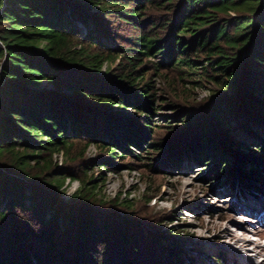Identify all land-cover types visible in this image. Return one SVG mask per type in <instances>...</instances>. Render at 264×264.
<instances>
[{
    "label": "trees",
    "instance_id": "obj_1",
    "mask_svg": "<svg viewBox=\"0 0 264 264\" xmlns=\"http://www.w3.org/2000/svg\"><path fill=\"white\" fill-rule=\"evenodd\" d=\"M123 22L128 30L121 32ZM155 54L160 59L149 58ZM146 62L159 69L182 64L183 71L202 74L225 92L210 98L204 117L187 116L190 132H169L162 145L166 157L179 166L182 157L195 163L214 154L219 159L199 164L206 165L199 178L212 171L214 189L232 193L239 183L241 193L243 187L264 192V137L257 134L264 136V0H0V246L7 253L1 264L90 263L88 254L97 252V241L106 245L111 227L119 243L131 242L133 250L140 234L154 244L161 240L148 225L135 233L118 226L141 224L129 217L122 198L128 211L115 212L119 223L107 217L100 225L99 209L111 200L97 198L95 182L51 160L77 141L84 147L96 142L107 153L117 143L141 148V141H150L146 124L123 127L125 114L111 108L155 107L149 79L136 83ZM231 118L261 154L243 152L236 146L241 141L221 136L217 122ZM183 135L188 142L180 145ZM234 155L235 166L225 172ZM87 162L93 160L83 159L81 169ZM68 176L80 184L63 199L60 188ZM163 246L180 261L178 243Z\"/></svg>",
    "mask_w": 264,
    "mask_h": 264
},
{
    "label": "rangeland",
    "instance_id": "obj_2",
    "mask_svg": "<svg viewBox=\"0 0 264 264\" xmlns=\"http://www.w3.org/2000/svg\"><path fill=\"white\" fill-rule=\"evenodd\" d=\"M108 17L116 21L113 14L109 13ZM79 26L83 28L85 25ZM122 27L124 28L121 32L128 30V25L124 22ZM192 56L198 57L195 54ZM160 57L159 54H155L149 58L158 60ZM183 66L177 63L159 69L146 62V72L143 77L136 80V83L149 79L155 106L151 111L142 112L129 104L121 109H118V105L111 107L113 112L116 110L117 113L125 114L124 117L122 114L120 116L123 127L127 123L126 126L136 129L138 125H147L145 136L146 140L150 141H141V148L135 144L117 143L115 151L107 153L103 146L96 142L84 147L83 141H77L68 151L59 150L51 156L56 167L63 169L68 166L73 174L95 182L97 187L94 191L97 198L111 200L103 205L105 209H99L102 213L98 221L100 225L101 218L107 217L115 226L119 223L115 212L128 211L119 203L122 198L130 206L129 217L141 224L134 223L135 225L127 227L119 223L118 226L124 227L126 232L135 233L142 226L148 225L161 239L154 244L148 240L147 235L140 234L136 241L138 248L133 250L131 242L119 243V234L111 227L105 236L108 241L106 245L104 242L102 246L97 241L94 245L97 252L91 251L88 254L92 260L86 264H96L100 251L102 254L98 264H126L128 263L124 261L126 258L136 261V264H236L235 262L245 264L242 262V254L237 251L252 255L249 261H255L254 264H264V192L260 193L262 195L258 193L259 198L251 196L250 192L241 193L239 183L233 189H229L232 193L223 192L226 191L221 189L223 187L214 189L216 180L212 176V171L208 173L206 179L199 178L198 174L203 173L202 168L206 166L199 164L219 159L218 155L217 158L214 154L211 157L207 155L203 161L195 163L182 157L178 166L171 162L170 157H166L168 152L163 153L165 150L162 145L167 141L169 132L179 133L181 130L190 132L192 127L186 123L187 116L197 114L196 116L204 117L209 110L210 98L225 93L213 80L196 72L183 71ZM231 92L232 88L229 90V93ZM242 114L248 113L243 111ZM217 123L219 130L222 131L221 136L227 134L230 138L241 141V145L236 144L239 150L261 154L259 151L261 149L257 146L259 144L248 140L249 134L244 137L243 128H240L235 120L231 118L228 123L226 121ZM172 127L176 130L173 131ZM254 129L259 127L256 125ZM257 134L262 136L261 138L264 137ZM178 141L183 145L188 139L183 135ZM124 147L129 150H123ZM175 150L172 149L171 153ZM85 158L93 160V163L87 162V167L84 166L87 169L83 170L79 162ZM99 158L107 160L108 165L101 166ZM188 160L191 158L188 157ZM235 160V155L230 158L226 163L225 172L235 166ZM222 173L223 171L216 175L223 177ZM79 184L78 178L68 176L61 185L60 198H71ZM114 202L116 204H113ZM111 203L113 205H110ZM240 234L251 239L247 245L243 244L241 236H237ZM167 242L178 243L181 246L180 261L171 258L165 250L163 245ZM149 249H154L158 255H146ZM3 250L0 246V259L7 255ZM66 254L69 253L65 251L63 255Z\"/></svg>",
    "mask_w": 264,
    "mask_h": 264
},
{
    "label": "bare ground",
    "instance_id": "obj_3",
    "mask_svg": "<svg viewBox=\"0 0 264 264\" xmlns=\"http://www.w3.org/2000/svg\"><path fill=\"white\" fill-rule=\"evenodd\" d=\"M243 190L244 191H246V192H250V194H251V196H253V197H256V198H259V196H258V193L260 194V193H263V192H261V191H259L258 189H256V188H253V187H249V188H247V187H243ZM235 196H237L236 194H234ZM260 195H262V194H260ZM246 233V232H245ZM245 233H243V234H245ZM247 234V233H246ZM238 237L239 236H241L240 238H243V244L244 245H247L248 243H249V241L251 240V239H249L248 237H247V235H242V234H240V235H237ZM239 238V239H240ZM237 252H239L240 254H242L241 256L243 257V260H242V262H244L245 264L247 263V264H254L255 263V261H249V260H251L250 259V257L252 256V255H250V254H248L247 252H240V251H237ZM238 263V262H237ZM240 264V263H239Z\"/></svg>",
    "mask_w": 264,
    "mask_h": 264
}]
</instances>
